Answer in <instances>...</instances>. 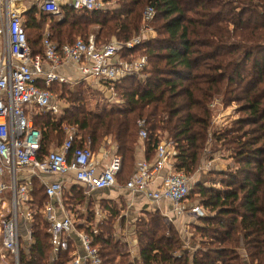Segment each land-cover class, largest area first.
Instances as JSON below:
<instances>
[{
	"label": "trees",
	"instance_id": "1",
	"mask_svg": "<svg viewBox=\"0 0 264 264\" xmlns=\"http://www.w3.org/2000/svg\"><path fill=\"white\" fill-rule=\"evenodd\" d=\"M148 7L155 10L152 20L144 17ZM47 19L55 32L50 36L60 45L89 33L99 44L113 39L128 41L150 22L157 35L123 54H146L148 67L144 79L128 76L108 84L124 102L118 108L89 109L84 83L74 91L67 85H53L52 90L69 91L63 97L70 105L60 118L51 113L35 117L42 132L39 156L64 141V125H69L78 130L76 145L90 142L94 150L110 139L123 159L120 175L127 178L125 174L130 176L136 168L140 131L146 129L147 159L154 158L167 133L165 138L174 145L177 169L190 174L202 160L216 161L220 150L208 157L206 145L223 142L232 149L229 158L235 169L210 170V175L216 176L212 180L220 181L222 187L197 181L195 193L191 191L189 197L210 210L200 218L202 226H196L194 240L197 235L204 238L200 249L184 250L176 227L168 225L161 212H149L136 230L141 264H264V0H115L114 7L103 11L78 12L66 6L61 20L31 11L25 25L26 30L36 31L28 37L34 54L43 52L45 25L40 21ZM216 98H222L227 106L237 103L244 114L222 132L211 129L209 105ZM71 189L73 196L65 200L70 208L74 207L70 200L87 202L83 187ZM31 194L33 240L21 239L20 264H52L51 233L42 211L48 197L38 178L32 180ZM112 211L101 223L84 227L77 222V227L93 236L105 264H140L131 262L127 245L114 238L117 212ZM94 216L91 212L89 219L94 221ZM83 217L79 215V219ZM67 259V253H62L54 264H66Z\"/></svg>",
	"mask_w": 264,
	"mask_h": 264
},
{
	"label": "built area",
	"instance_id": "2",
	"mask_svg": "<svg viewBox=\"0 0 264 264\" xmlns=\"http://www.w3.org/2000/svg\"><path fill=\"white\" fill-rule=\"evenodd\" d=\"M19 3L29 4V7L19 9L16 7ZM66 6L78 12L112 8L107 0H0L3 40L0 52V227L4 247L14 256L15 264H20L22 227L31 226L34 220V211L30 207L34 178L44 185L48 197L42 211L51 233L50 262L54 264L61 259L62 253H67L66 264H105L93 236L79 230L74 216L66 210V182L46 177L73 175L75 181L83 186L85 195L91 196L97 190L119 187L118 176L123 169V159L114 152L107 165L98 168L94 163L91 143L76 145L75 141L80 136L72 126H64V141L40 157L42 132L36 127L35 115L51 113L58 118L63 115L60 103L52 92L54 84L67 85L70 90L82 83L108 86L128 76L144 79L148 67L146 54L123 55L145 39L142 33L133 34L128 41L113 39L99 44L92 35L60 45L48 32L41 41L43 52L34 54L28 40L24 13L35 9L61 20ZM154 15L152 7L144 12L145 20H152ZM67 65H72L77 75L63 73L62 68ZM139 124L143 126V122ZM147 135L146 129L140 131L141 138L145 139ZM174 155L173 142L163 139L153 160L139 162L136 172L125 184L126 190L142 194L157 204L167 200L181 206L190 197L192 178L177 169ZM216 169L223 171L226 166L218 163ZM6 170L10 175L9 182L4 180ZM22 170L28 173L25 177L20 176ZM163 170L166 171L161 175ZM158 179L160 183L153 187ZM7 191H10V197L6 195ZM4 202H7L6 206ZM57 210L63 212L61 217L57 215ZM192 211L201 217L210 212L203 206H196ZM86 222L87 218L83 223ZM27 234L28 240L32 241V233ZM74 234L81 239V249L74 241ZM243 253L247 258L245 250Z\"/></svg>",
	"mask_w": 264,
	"mask_h": 264
},
{
	"label": "rangeland",
	"instance_id": "3",
	"mask_svg": "<svg viewBox=\"0 0 264 264\" xmlns=\"http://www.w3.org/2000/svg\"><path fill=\"white\" fill-rule=\"evenodd\" d=\"M111 6H115V0L111 1ZM57 20H59L57 18ZM40 23L45 25V28L42 29L43 33L42 35H46L48 32H54L50 30V20L47 19L45 21H40ZM49 29V30H47ZM97 29V28H96ZM28 32V37H33L35 35V30L34 29H27ZM55 33V32H54ZM143 34V36L145 37L144 40H148L149 38L155 37L157 35V33L154 31V25L150 22L148 23V29H143V31L141 32ZM93 33H89L88 35H78V36H74L73 38H84L87 39L88 37L92 36ZM94 36V35H93ZM110 41V40H108ZM107 42V41H105ZM84 88H85V93H86V103L89 109L93 110L94 112H101L104 109H112V108H118L121 105L124 104V102L120 99L119 94L117 93V91L115 89H113L112 87L109 86H104L102 84H91V85H87V84H83ZM75 89H73L72 91H74ZM54 98L57 102L60 103L61 106V110L64 111L65 107L70 105V102L68 101L67 98L63 97L64 93H68L69 91H67L66 89H61V88H57L56 90H52ZM222 98H216L213 103L210 106L211 110H212V130L213 131H217V132H222L223 130H225L227 127H229L232 123V121L237 120L238 118L242 117L244 114L239 111V105L237 103H232L231 105H224L221 102ZM42 113H36V116L41 115ZM64 126H69V125H64ZM165 137L167 138L168 134L164 133ZM163 139H166V138ZM109 141L100 146L99 148H95L94 151L98 154L101 155L99 153H104L105 152H110L112 151L111 147V142L110 139H108ZM214 150H220L219 153H217L215 155L216 158V163H221L223 166H226L225 172H230L231 170L235 169L234 166V162L231 158H229V156L232 154V149H228L226 146H224L223 142L222 143H209L208 145H206V154L208 157H212L213 155V151ZM206 159L202 160L200 165L198 166V168L190 173V174H185L188 175L189 177L192 178V190H194L197 181H202L206 186H211L212 184H214L215 180H212V178H216L212 177V175H210V170L206 171V173H203V168L204 166H206L205 164L207 162H205ZM137 161H135L134 166L138 167V163H136ZM231 168V169H230ZM127 170L128 166L126 167ZM134 169V168H133ZM183 172V171H181ZM129 176V173L125 174ZM121 176V175H120ZM126 177H124L123 175L118 179V184L119 187L117 188V190L113 191L114 193H111L112 196H114V200L111 202L105 201L102 205H99V207H92L95 208L93 210V213H96L97 211H101V210H105L107 213H113L112 209H115L117 212V215L115 216V223L119 222L120 224H122L129 229H121L120 231L117 232L116 228H115V232H114V238L117 241L122 242V237L121 235L124 234V231L129 230L130 232L133 231L134 235H136V230L138 228V223H142L145 222L148 217H149V212H155L158 211L160 212L159 209L156 210H150V211H146L144 210L143 206H138V208L134 209L131 206V203L128 201L130 200L129 193H127L128 190H126L125 188V184H126ZM218 188L222 187L220 181L219 182H215ZM196 190V188H195ZM195 190L193 191V194L195 193ZM84 191V190H83ZM73 193V191L71 190V188H69L68 186L65 187V194H64V203L67 204L65 202V200L68 198V196ZM67 194V195H66ZM67 196V197H66ZM73 204L74 207H76L77 205H83L80 203H75L73 202V200H70ZM190 203H192L191 199L189 201ZM107 206V207H106ZM131 207V208H130ZM68 209H73V208H68ZM90 212V211H89ZM71 214L74 216V219L80 223L81 220L79 219V214L76 213V210H72ZM44 215V213H43ZM90 216V214H89ZM95 217V216H94ZM126 223V225H125ZM123 226V227H124ZM122 227V228H123ZM24 230V231H23ZM28 232L32 233V225L30 226L29 224L25 225L24 227H22V235L23 238H27L28 239ZM117 233H119V236H117ZM126 233L128 234V231H126ZM33 239V238H32ZM128 250V247H127Z\"/></svg>",
	"mask_w": 264,
	"mask_h": 264
},
{
	"label": "crops",
	"instance_id": "4",
	"mask_svg": "<svg viewBox=\"0 0 264 264\" xmlns=\"http://www.w3.org/2000/svg\"><path fill=\"white\" fill-rule=\"evenodd\" d=\"M16 7H18L19 9H22V10H26L27 7H29V4L19 3ZM31 11L36 12V10L33 9V10H30V11H27L26 13H24V15H23V17H25V18H23L24 20L26 19L27 13L31 12ZM37 12L39 14H41V12H39L38 10H37ZM36 17H38V14H36ZM2 46H3V40H2V35L0 32V52H1ZM62 72L67 74V75H70V76L71 75H73V76L77 75V71L72 67V65H67V66L63 67ZM35 117H36V115H35ZM56 147H57V144H53L51 149H55ZM111 149H112V151H110V152H105V150H104V153H99L101 155H98L94 151V154H95L94 163L98 166V168H104L107 165V162H108L109 158L111 157V155L114 152H116L115 144L111 147ZM142 160H148L147 154H146V146H145V142H144L143 138H141V141H140L139 146H138V151L136 154V161H137L136 163L139 164V162ZM216 162L217 161L209 160L205 164L206 166H204V168H203V173H206V171H208V170L216 169V166H217ZM214 166H215V168H214ZM136 170H137V164H136V168H135L134 172L132 173V175L136 172ZM165 171L166 170H163V172H161V175H163ZM19 173H20L21 177H25L28 174L26 171H23V170L20 171ZM46 179H49V180H60V179H62L66 182V186H68L69 188H72L74 185H78V186L83 187L79 182L75 181V179L73 178V175L61 176V177L58 175H53V176L47 175ZM4 180L7 182H9V180H10V175H9L8 170H6V172L4 174ZM159 183H160V179H158L152 186L156 187ZM117 188L118 187H115L112 189H101V190L94 191L91 194V196L85 195L86 200H87L86 203H84L83 205H80V206L77 205L76 207H73L74 209H68V208H70L69 207L70 205L68 206L66 204V208H67L66 210L68 213H70L72 210H76V213H78L79 215H84V217L80 219L81 220L80 223L83 224L84 227H90V225L93 223H99V222L101 223L103 220H105V218H107L109 216V214L104 209L101 210L100 212L98 211V213L96 210L95 218L93 221V220L89 219V211H90V213L93 212V210L95 208H92V207H99V205H102L105 201H108V202L113 201L114 196H112L111 193H114L113 191L117 190ZM127 193H129L128 197H130V200H128V201L131 203V206L134 209L138 208V206H143L144 210H146V211L159 209L160 212L165 217V220L168 223V225L170 223L173 224L176 227V229L179 231V234H180L181 239H182L184 250H190L192 252H195L197 250H194L193 248L196 247V248L200 249V242L203 241L204 238L201 235H197L196 239L194 240V237L196 235V226L197 225L202 226V222L200 221L201 216L198 215L196 212L192 211V209L194 207L202 206V205H200L199 201L190 203L189 202L190 198H189L186 201H184L181 204V206H175L172 202L167 201V200L160 201V203L157 204L155 202L149 201L142 194H138V193L132 194L129 191H127ZM73 194L74 193H71L70 195L73 196ZM84 194H85V192H84ZM6 195L8 197H10V195H11L10 191H7ZM3 205L6 206L7 202H4ZM90 206H92V207L89 208ZM87 212H88V215H86ZM57 215L59 217H61L63 215V212L61 210H57ZM86 218H87V222L84 224L83 221ZM87 224H90V225H87ZM125 225H126V223H125ZM123 226H124L123 222H122V224H120L119 222H116L114 224V228H116L117 232L120 231L121 229L126 228L125 226L124 227ZM126 229H129V228H126ZM126 231H128V234L126 233ZM126 231H124V234H122L121 237L123 238L122 239L123 244H126L128 247L127 252L129 253L130 260H131V262H135L137 260L141 264V260H140L141 257L139 254L140 251H139V244H138L137 236L134 235L133 231H131V232L129 230H126ZM117 236H119V233H117ZM74 241L78 245V249H81L82 248L81 239L76 234H74ZM190 246H193V247H190ZM189 248H191V249H189ZM239 252L244 256V253H243L244 249L243 248H240ZM0 264H15L14 256L4 247L3 234H2L1 227H0Z\"/></svg>",
	"mask_w": 264,
	"mask_h": 264
}]
</instances>
